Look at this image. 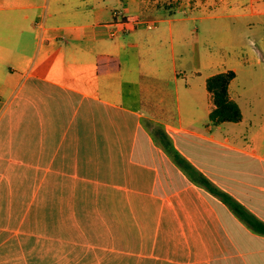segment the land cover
Wrapping results in <instances>:
<instances>
[{"label": "crops", "instance_id": "1", "mask_svg": "<svg viewBox=\"0 0 264 264\" xmlns=\"http://www.w3.org/2000/svg\"><path fill=\"white\" fill-rule=\"evenodd\" d=\"M206 6L0 0V264H264V234L197 180L264 221V136L231 142L206 84L233 70L238 103L240 69L259 75L264 0L216 5L242 7L249 45L197 64ZM223 24L232 48L238 27Z\"/></svg>", "mask_w": 264, "mask_h": 264}, {"label": "rangeland", "instance_id": "2", "mask_svg": "<svg viewBox=\"0 0 264 264\" xmlns=\"http://www.w3.org/2000/svg\"><path fill=\"white\" fill-rule=\"evenodd\" d=\"M153 2L156 6L164 9H169L174 11L180 3L185 1H190L192 7L196 5H209L202 8V14H210L211 16L206 18L204 17L202 20L196 21L199 30L197 32H193L190 35V43L188 45L189 49L191 48V42L195 45L194 55H196V62L203 60L205 52L207 55L219 57V59L223 58L225 55H232L234 53L239 52V47L242 44H247L243 36L242 23H245V20L240 17H235L238 11L241 12L243 9L240 6L239 9L235 10L232 6L228 7V9H216V5L224 4L229 2L230 0H149ZM234 1V0H233ZM214 5V6H213ZM217 10V11H216ZM241 10V11H240ZM178 16V15H177ZM207 23H211L208 27ZM223 23H236L235 32L238 33L237 39L240 38V42L234 45L232 48L226 46L229 43H226L227 38L229 36L228 30ZM209 28V29H207ZM234 30V29H233ZM236 39V40H237ZM238 42V41H236ZM236 48V49H234ZM190 55V52H189ZM264 62L262 65L253 66V69L259 74L254 80H248L245 78L241 71L244 69H240V78L238 82L239 87V96L237 98L238 104L241 107L243 113V119L241 122H228L224 124L223 133L225 136L229 137L231 142H236L241 144L245 141V139L256 132L257 130H261V138L264 136ZM193 66L195 62H193L190 58L188 59L186 66H180L181 74L183 78H188L191 81V78L194 77ZM240 68V67H239ZM260 78V80H259ZM197 79V78H194ZM261 86L262 88H259ZM263 130V131H262ZM260 132V131H258ZM264 142V139H262ZM261 153L264 152L263 149H259Z\"/></svg>", "mask_w": 264, "mask_h": 264}, {"label": "trees", "instance_id": "3", "mask_svg": "<svg viewBox=\"0 0 264 264\" xmlns=\"http://www.w3.org/2000/svg\"><path fill=\"white\" fill-rule=\"evenodd\" d=\"M235 76V72L229 70L214 74L207 78V89L211 93L214 104V107L210 112V120L215 125L224 122H240L243 118L240 106L236 101L231 99L229 93V85ZM156 133L159 134L161 143L172 154L176 163L187 171H190V169L193 168L191 163L176 151L171 139L164 129L161 127L156 128ZM199 175V179L197 178V180H200L208 190L221 197L252 229L258 233L264 234V221L250 212L230 194L212 184L205 176L201 174Z\"/></svg>", "mask_w": 264, "mask_h": 264}, {"label": "built area", "instance_id": "4", "mask_svg": "<svg viewBox=\"0 0 264 264\" xmlns=\"http://www.w3.org/2000/svg\"><path fill=\"white\" fill-rule=\"evenodd\" d=\"M118 14H120V13H118ZM116 15H117V13H116ZM111 34L114 35L115 34V31H112Z\"/></svg>", "mask_w": 264, "mask_h": 264}]
</instances>
